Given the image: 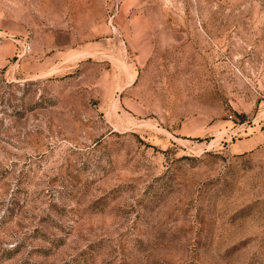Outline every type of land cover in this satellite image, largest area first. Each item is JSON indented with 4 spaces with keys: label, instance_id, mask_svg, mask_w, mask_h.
Here are the masks:
<instances>
[{
    "label": "rangeland",
    "instance_id": "rangeland-1",
    "mask_svg": "<svg viewBox=\"0 0 264 264\" xmlns=\"http://www.w3.org/2000/svg\"><path fill=\"white\" fill-rule=\"evenodd\" d=\"M0 264H264V0H0Z\"/></svg>",
    "mask_w": 264,
    "mask_h": 264
}]
</instances>
